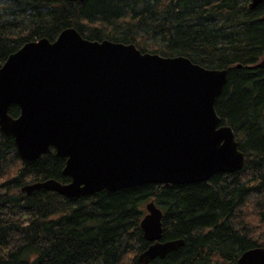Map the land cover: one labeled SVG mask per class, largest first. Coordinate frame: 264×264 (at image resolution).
<instances>
[{
  "label": "trees",
  "instance_id": "trees-1",
  "mask_svg": "<svg viewBox=\"0 0 264 264\" xmlns=\"http://www.w3.org/2000/svg\"><path fill=\"white\" fill-rule=\"evenodd\" d=\"M250 0H0V65L24 43L53 40L67 27L88 40L132 43L141 52L185 56L226 68L215 101L232 128L243 167L188 184L148 183L68 198L20 187L48 178L68 182L53 149L22 159L0 131V264H142L149 242L139 226L145 204L162 211V239L176 250L148 264H238L264 248V1ZM11 116L18 108L11 105ZM257 218L259 223L252 224ZM260 224H262L260 231ZM257 230V231H256Z\"/></svg>",
  "mask_w": 264,
  "mask_h": 264
},
{
  "label": "water",
  "instance_id": "water-1",
  "mask_svg": "<svg viewBox=\"0 0 264 264\" xmlns=\"http://www.w3.org/2000/svg\"><path fill=\"white\" fill-rule=\"evenodd\" d=\"M263 1L250 0L249 7ZM250 67H264V57ZM226 81V68L141 52L132 43L88 40L73 27L53 40L24 43L0 65V131L24 160L53 149L65 159L69 181L48 178L20 190L74 198L240 170L244 154L214 107ZM11 105L17 116L9 114ZM145 208L139 226L149 244L138 261L147 264L183 241L163 240L161 209L152 200ZM237 263L264 264V248L243 251Z\"/></svg>",
  "mask_w": 264,
  "mask_h": 264
},
{
  "label": "rangeland",
  "instance_id": "rangeland-1",
  "mask_svg": "<svg viewBox=\"0 0 264 264\" xmlns=\"http://www.w3.org/2000/svg\"><path fill=\"white\" fill-rule=\"evenodd\" d=\"M252 224H257V223H259V220H257V218H255V219H253V221L251 222ZM262 224H260V228H259V230L258 231H260V229H261V226ZM257 231V230H256Z\"/></svg>",
  "mask_w": 264,
  "mask_h": 264
},
{
  "label": "bare ground",
  "instance_id": "bare-ground-1",
  "mask_svg": "<svg viewBox=\"0 0 264 264\" xmlns=\"http://www.w3.org/2000/svg\"><path fill=\"white\" fill-rule=\"evenodd\" d=\"M37 40H38V39H37ZM243 154H244V153H243ZM244 157H245V156H244ZM59 195H60V194H59ZM62 196H63V195H62ZM145 205H146V204H145ZM144 207H145V206H144ZM145 209H146V208H145ZM148 263H149V262H148ZM148 263H147V264H148ZM142 264H144V263H142Z\"/></svg>",
  "mask_w": 264,
  "mask_h": 264
}]
</instances>
